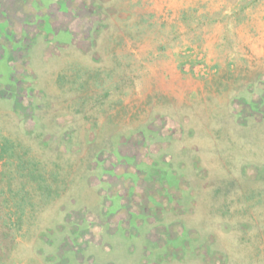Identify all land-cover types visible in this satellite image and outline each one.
<instances>
[{
  "label": "rangeland",
  "instance_id": "374dc122",
  "mask_svg": "<svg viewBox=\"0 0 264 264\" xmlns=\"http://www.w3.org/2000/svg\"><path fill=\"white\" fill-rule=\"evenodd\" d=\"M250 2L0 0V264H264Z\"/></svg>",
  "mask_w": 264,
  "mask_h": 264
},
{
  "label": "crops",
  "instance_id": "0c3cea01",
  "mask_svg": "<svg viewBox=\"0 0 264 264\" xmlns=\"http://www.w3.org/2000/svg\"><path fill=\"white\" fill-rule=\"evenodd\" d=\"M244 12L239 26L233 21L225 26V43L230 46L225 52L228 64L235 68V71L242 69L243 75L262 78L264 83V0H252L246 5ZM218 27L221 25L216 24L215 29ZM215 34L213 43L216 46L220 42L217 41V32H214ZM219 37L221 38V34ZM220 59L215 58L214 61Z\"/></svg>",
  "mask_w": 264,
  "mask_h": 264
},
{
  "label": "trees",
  "instance_id": "16d2710c",
  "mask_svg": "<svg viewBox=\"0 0 264 264\" xmlns=\"http://www.w3.org/2000/svg\"><path fill=\"white\" fill-rule=\"evenodd\" d=\"M16 145H15V143L11 140V139H9L8 137H3V139L1 140V144H0V153H2L3 154V156H4V154L6 153V152H10V155L11 156H13V158H18V156H16L15 154H16V152H17V150H16V147H15ZM3 158V157H2ZM17 162V166H18V168H21V166H23V165H25L24 163V160H22L21 159V157H20V160H17L16 161ZM41 174V173H40ZM41 175H43V174H41ZM28 176L30 177V178H32V179H37V174H36V172L34 171V169H29V171H28ZM44 176V175H43ZM42 176V178H40L39 179V176H38V180H42V182H43V180H47L46 179V177L44 176L43 177ZM41 182V183H42ZM40 183V184H41ZM46 185V184H45ZM41 186V185H40ZM68 253H70V254H72V255H74V259H72V263L73 264H83V262L82 261H80L79 259H77V257H76V250L75 249H73V248H70L69 250H68ZM74 260V261H73Z\"/></svg>",
  "mask_w": 264,
  "mask_h": 264
}]
</instances>
